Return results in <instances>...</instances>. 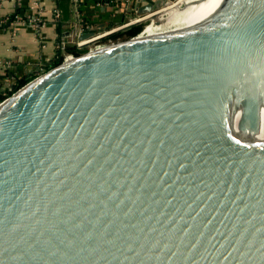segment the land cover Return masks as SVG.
Returning a JSON list of instances; mask_svg holds the SVG:
<instances>
[{
  "label": "water",
  "instance_id": "95a60500",
  "mask_svg": "<svg viewBox=\"0 0 264 264\" xmlns=\"http://www.w3.org/2000/svg\"><path fill=\"white\" fill-rule=\"evenodd\" d=\"M176 1L75 18L77 48ZM88 51L0 102L43 78L0 111V264H264V0H184Z\"/></svg>",
  "mask_w": 264,
  "mask_h": 264
},
{
  "label": "crops",
  "instance_id": "0c3cea01",
  "mask_svg": "<svg viewBox=\"0 0 264 264\" xmlns=\"http://www.w3.org/2000/svg\"><path fill=\"white\" fill-rule=\"evenodd\" d=\"M57 1L0 0V96L20 80L52 65L60 52L76 46L72 34L75 18L79 32H83L88 20L123 17L125 4L136 0H70L69 19L64 23L58 22ZM18 10L20 14L12 20ZM17 16L19 20L15 21Z\"/></svg>",
  "mask_w": 264,
  "mask_h": 264
},
{
  "label": "rangeland",
  "instance_id": "374dc122",
  "mask_svg": "<svg viewBox=\"0 0 264 264\" xmlns=\"http://www.w3.org/2000/svg\"><path fill=\"white\" fill-rule=\"evenodd\" d=\"M130 2L131 3L125 4V9H131L133 7V5H134L135 2H132V1H130ZM121 10H123V8H121ZM160 13L161 14L158 15V18H160L164 14L163 12H160ZM137 18L138 17H137V15L134 12H132V13L125 12V15L122 17V21H120L121 23H118V25H114V27H112V28H116V26H120V25L123 26V25H126V24H130V23L134 22ZM18 20H19V18L17 16L15 18V21H18ZM150 22L151 21H149V20H147V21H145V20L143 21L142 20L138 24L139 26H141V31L140 32H142L143 31L142 29H144L148 24H150ZM109 37L108 38H104L103 40H101L99 42H95L94 44L87 46V48L80 49V52L81 53H85L88 50H89L88 53L95 52L98 49L110 48L111 46H115V44H118L119 42H123V41H126L127 40V39H125L126 37H123V36L121 38H119V39H116V40H111V39H109ZM75 49H78V48H75ZM95 54H97V53H95ZM70 56L73 57L75 55H71V54H68L66 51H63V52H60V54L58 55V59H60L61 62L63 60L65 62V60L68 59V58H70ZM75 61L76 60L70 59V60L66 61L65 65L67 63H74ZM6 97H7V95L0 96V98H2V99H5Z\"/></svg>",
  "mask_w": 264,
  "mask_h": 264
},
{
  "label": "trees",
  "instance_id": "16d2710c",
  "mask_svg": "<svg viewBox=\"0 0 264 264\" xmlns=\"http://www.w3.org/2000/svg\"><path fill=\"white\" fill-rule=\"evenodd\" d=\"M92 6H95V3H92ZM96 11H97V9H96ZM57 13H58V22L59 23H64V22L68 21L69 15H70V0H58L57 1ZM17 14H20V10L15 11V13L11 17V19L13 20V18ZM120 21H122V17H119V18L115 19L113 21V23H110L109 28L114 27V25H118V23H121ZM140 31H141V26L136 25L134 27H131L129 29H125V30L119 31V32L111 35L109 37V39L116 40V39L121 38L122 36L123 37H126L128 39L130 37H134L135 35L139 34ZM66 52L68 54H71V55H77V54L81 53L80 50L74 49V48L68 49ZM60 63H61V61H60V59H58V56H57L56 59H55V61H54V63L52 64V66H56V65H58ZM24 83H18L17 84V89L20 88ZM3 100L4 99L0 98V102H2Z\"/></svg>",
  "mask_w": 264,
  "mask_h": 264
},
{
  "label": "bare ground",
  "instance_id": "6f19581e",
  "mask_svg": "<svg viewBox=\"0 0 264 264\" xmlns=\"http://www.w3.org/2000/svg\"><path fill=\"white\" fill-rule=\"evenodd\" d=\"M184 0H177L175 3H173V4H169L166 8H164L163 10H161V12H163L164 14L166 13V12H168V11H170L171 9H173L176 5H178V4H180V3H182ZM159 14H161V13H159ZM158 14V15H159ZM153 14H151L150 16H146V18H145V21H147V20H149V21H151L150 22V24H148L144 29H142L143 31L135 38V39H133V40H131L130 42H128V43H126L127 45H133V44H135L137 41H139L143 36H144V34L147 32V30L149 29V27L158 19V16H157V19L156 20H153V16H152ZM127 39V38H126ZM95 40H97V39H92V40H89V41H86V42H83V43H88V45L87 46H89V45H92L94 42H96ZM92 41H94V42H92ZM82 43V44H83ZM126 44H120V45H115V46H112V47H110V48H103V49H101V51H99L98 53H101V52H105V51H107V50H109V49H112V48H116V47H122V46H127ZM97 53V54H98ZM93 55H95V54H93ZM92 55V56H93ZM91 55H90V53H88V57H90ZM70 58L71 59H73V57L72 56H70ZM67 60V59H66ZM66 60H65V62H66ZM73 60H77V59H73ZM79 60V59H78ZM65 62L63 63V65L62 66H60L59 68H57V69H55V70H53L52 72H51V74L52 73H55V72H57V71H59V70H61V69H63V68H65V67H67V66H69V65H71L72 63H67L66 65H65ZM43 78H40V79H37V80H35L34 82H32L29 86H26L24 89H22L21 91H19L12 99H10V100H8V101H6V102H4L2 105H0V111L5 107V106H7L10 102H12L14 99H16L18 96H20L21 94H23L24 92H26L27 90H29L30 88H32V87H34L35 86V84H37L38 82H40L41 80H42Z\"/></svg>",
  "mask_w": 264,
  "mask_h": 264
},
{
  "label": "flooded vegetation",
  "instance_id": "af4514ba",
  "mask_svg": "<svg viewBox=\"0 0 264 264\" xmlns=\"http://www.w3.org/2000/svg\"><path fill=\"white\" fill-rule=\"evenodd\" d=\"M132 9V8H131ZM125 15V14H124ZM115 20V18H101V21H92V20H88L86 29L87 31H92V32H97L99 30H105L106 28H109L110 23H113V21ZM99 42V41H98ZM112 47V46H111ZM71 48H76V46H72ZM98 51H101V49L96 50L95 52H91L90 55H93L95 53H98Z\"/></svg>",
  "mask_w": 264,
  "mask_h": 264
},
{
  "label": "built area",
  "instance_id": "2783aa9c",
  "mask_svg": "<svg viewBox=\"0 0 264 264\" xmlns=\"http://www.w3.org/2000/svg\"><path fill=\"white\" fill-rule=\"evenodd\" d=\"M55 15H57V14L55 13ZM80 45H81V43H76V48L80 47Z\"/></svg>",
  "mask_w": 264,
  "mask_h": 264
}]
</instances>
